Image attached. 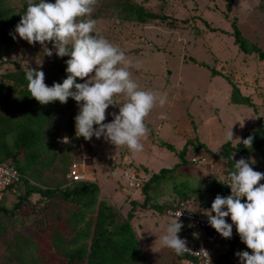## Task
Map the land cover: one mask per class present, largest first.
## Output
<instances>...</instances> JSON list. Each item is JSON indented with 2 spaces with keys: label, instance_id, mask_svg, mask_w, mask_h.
Segmentation results:
<instances>
[{
  "label": "trees",
  "instance_id": "1",
  "mask_svg": "<svg viewBox=\"0 0 264 264\" xmlns=\"http://www.w3.org/2000/svg\"><path fill=\"white\" fill-rule=\"evenodd\" d=\"M101 1L98 0V3ZM35 2L38 3L39 0ZM46 2L55 3V0H46ZM103 2V6L92 14L93 17L110 13L109 15L120 21L140 24L168 22L174 25L176 21L173 16L163 11H154L143 3L133 0ZM260 3L263 4L264 0H260ZM232 5L233 0H226V10L222 11L231 23L232 30H228V34L233 37L239 51L256 52L260 58H264L263 49L241 31L238 18L230 16ZM27 6L28 0H0V103H2L0 163L14 164L20 174L18 187L14 190L11 185L8 186L0 198V264H46L38 256L36 244L39 240L35 239L37 236L40 237L38 232L42 231L44 226L38 224L30 226L21 218L20 210L27 206L26 209L31 207L30 212L39 207L36 216L38 215L37 217L47 224L53 248L59 256L67 259L66 264H151L147 256L148 251L137 234L134 223L137 215L141 211L151 209L159 215L166 214L174 219L169 211L181 207L186 200H188L185 204L186 209L199 212L192 209L188 198L201 199L207 196L215 199L217 194L227 196L230 195L228 186L219 179V176L183 177L178 174V169L188 163L191 152L189 145L192 144L190 142H186L180 151H176L172 144H164L176 151L180 158L179 163L149 173L142 186L136 189L139 193L135 194L136 196L128 194L124 200L130 204L127 210H124L125 203L112 200L106 195L101 197L98 182L70 181L67 176L73 160L81 151L89 148L90 142L82 136H75L74 117L79 112V106L71 97L68 98L67 103L57 100L47 105L40 104L30 96L28 81L25 78L29 68H39L45 73L46 85L52 86L54 82L62 83L68 75L65 70L66 61L70 57H59L56 52L51 56L44 53L42 66L30 65L26 68L5 70L6 62L8 64L18 62L17 58H11L13 51L19 47L29 46V43L15 32V26L26 12ZM184 21L188 22L187 19ZM202 21L209 26L206 19L202 18ZM209 28L213 31L221 30L217 27L209 26ZM49 45L52 46L51 43ZM136 50L140 51V49ZM189 58L190 61L199 63L195 57ZM201 63L199 64L209 66L204 61ZM212 74L223 75L230 82L233 102L255 106L251 98L243 94L239 86L223 72L213 69ZM77 82L83 81L77 78ZM6 101L7 104L3 105ZM117 102L119 103L118 97ZM64 136L70 138L69 143L61 142ZM249 136L253 137L251 149L242 143ZM202 147V145H193L195 152ZM209 148L205 146L209 157L198 155L200 165L209 166L220 161L224 165L225 172H232L236 160L245 158L250 162L252 157H256L257 160L263 159V162H259L261 166H258L263 169L264 116L259 117L256 128L247 131L240 141L236 143L224 141L219 150ZM167 184H171L177 197L175 203L159 202V197ZM122 185L120 182V186ZM245 201L246 197L243 202ZM61 225L66 226V230L62 231L65 235L60 236ZM156 241L155 244L149 245L150 248H155L158 244ZM241 244L243 242L238 237L231 248L235 249ZM216 252L218 256L213 259V264L231 263L228 252L216 250L214 255Z\"/></svg>",
  "mask_w": 264,
  "mask_h": 264
},
{
  "label": "rangeland",
  "instance_id": "2",
  "mask_svg": "<svg viewBox=\"0 0 264 264\" xmlns=\"http://www.w3.org/2000/svg\"><path fill=\"white\" fill-rule=\"evenodd\" d=\"M103 1L96 4L91 16L88 17L96 21L97 33L125 50L127 58L133 64V67L129 69L132 79L140 89L154 91L158 96L169 98L171 94L174 97L173 101L167 99L163 105L157 102L146 118L145 122L150 131L142 141L144 144L142 152H145V158H147L149 140L171 142L176 149H181L186 141L195 146L202 145V149L196 152L197 155L209 157L205 146L210 147V150H219L221 144L226 141L227 133L231 128L233 143L241 140L245 131L256 128L259 117L264 116V58H260L256 52L245 53L238 50L233 37L228 34V30H232L231 23L222 13L226 10V0H133L143 3L154 11H163L173 16L172 18L176 20L174 25H170L168 22L140 24L120 21L109 15L110 13H104L97 18L93 17L92 14L97 11V8L103 6ZM232 8L230 16L238 18L243 34L264 51V3L261 4L260 0H233ZM202 18L208 21L209 26L221 30H210ZM184 19H187L188 22H185ZM47 47L52 48L49 43ZM136 49H140V51ZM54 52L56 51L53 48L52 53ZM44 53L43 47L38 42L34 45L29 44L26 48L19 47L13 51L11 57L17 58L18 62L13 64L6 62L5 70L11 71L30 65L42 66L44 64L42 54ZM190 56L195 57L200 64L204 61L209 66L190 61ZM213 69L223 72L226 77L236 83L242 93L251 98L255 106L249 108L244 103L243 105L235 104L231 100L232 85L223 75H213ZM188 93L192 94V97ZM121 97L124 100L127 99L125 96ZM7 102H3V105H6ZM1 104L0 107H2ZM242 107L246 111H243ZM236 110L239 112H235ZM161 114L166 115L167 118L161 119ZM250 118L253 120L252 123L249 122ZM111 121L112 119H107L105 123ZM243 123L248 125L244 126L246 129L242 130ZM171 125H173V130ZM94 127L97 126L94 125ZM89 141L91 149L85 148L73 161L80 162L79 166L86 175L83 166H85L84 162L87 164L91 160L89 156L92 155V148L100 158L108 156L107 160L110 163L107 162L106 167L107 165L112 167V174L117 179L116 183L112 181L110 183L114 186L116 193L121 192L122 195L118 197V200L125 203L124 210H127L130 204L124 200L128 194L136 196L135 194L139 193V190L132 189L130 186L127 173H132L131 169L137 170L140 174L138 177L142 178V182L147 177L143 174L142 168H133L136 165L133 163L137 162L135 153L126 146L116 147L103 137L97 139L93 136ZM120 151H125V153L121 154ZM193 155L194 152H190L188 163L178 169L179 175L183 177L202 175L207 178L220 176L224 169V165L220 161L209 166L200 165L190 161ZM129 156L134 158V162L128 158ZM154 156L157 157L158 153L155 152ZM170 156L174 155L170 153ZM255 158L252 157L249 162L252 168L261 166L259 162H263V159ZM98 160L95 161V164L99 166L100 159ZM103 165L105 164L103 163ZM91 170L92 167L87 173ZM259 171L264 173V167ZM85 180L98 182L101 197L104 196L103 190L106 187L102 186L97 176L87 174ZM120 182H122V186H120ZM105 191L112 190L106 188ZM9 197L13 198L11 195ZM188 199L192 209L199 212H208L214 201L207 196L201 199L195 197ZM169 201L177 202L171 184H167L163 188V194L159 197L160 203ZM187 202L188 200L185 201V204ZM27 207L20 210L21 218L30 226L33 224L44 226L42 231L38 232L40 237L35 238L39 240L36 244L39 258L46 264H66L67 259L59 256L53 248L47 224L43 219L38 218V215L36 216L39 207L31 212V207L26 209ZM172 219L166 214L159 215L151 209L141 211L134 219L138 237L141 238V242L148 251L147 256L151 264L173 263L171 261L173 250L164 247L161 239ZM65 227L63 225L59 227L61 229L60 236L65 235L62 232L66 230ZM183 230L182 227L178 233L179 237ZM155 240L158 241V244L155 248H150L149 245L155 244ZM217 256L218 252L213 259Z\"/></svg>",
  "mask_w": 264,
  "mask_h": 264
},
{
  "label": "clouds",
  "instance_id": "3",
  "mask_svg": "<svg viewBox=\"0 0 264 264\" xmlns=\"http://www.w3.org/2000/svg\"><path fill=\"white\" fill-rule=\"evenodd\" d=\"M97 3L98 0H55V3L28 0L26 12L15 26V32L29 44L38 42L48 56L52 55L54 48L57 56L70 57L66 61L67 77L52 86L46 85L42 70L29 68L25 73L28 91L42 105L57 100L67 103L69 97L74 99L79 106L74 117L76 137L82 136L85 140H91L93 136L97 139L103 137L116 147L126 146L133 153L141 152L144 148L142 141L150 131L146 118L157 102L163 105L168 97L140 89L132 79L129 69L133 64L125 50L97 33L96 21L88 18ZM48 43L52 48L47 47ZM77 78L83 82L78 83ZM119 96L127 97L126 101L118 103ZM110 105H119V113L113 114L111 122L104 123ZM160 118L167 117L161 114ZM232 139L231 128L226 142ZM61 142L67 144L70 138L64 136ZM242 143L251 149L253 137L249 136ZM195 155L198 156L194 150ZM259 170L258 167L252 168L245 158L236 160L227 184L231 194H217L207 212L210 226L222 237L231 238L234 224L238 237L252 250L251 254L237 252L236 248L225 250L230 254V264H238L233 260L235 255L240 264H264V173ZM180 215L168 223L161 238L162 245L173 250L172 262L177 255L190 251L187 241L182 238H193L189 228L179 221ZM229 216L231 224L225 219ZM182 227L185 233L179 237Z\"/></svg>",
  "mask_w": 264,
  "mask_h": 264
},
{
  "label": "built area",
  "instance_id": "4",
  "mask_svg": "<svg viewBox=\"0 0 264 264\" xmlns=\"http://www.w3.org/2000/svg\"><path fill=\"white\" fill-rule=\"evenodd\" d=\"M192 161L195 163L199 162L198 156H193ZM200 163V162H199ZM80 162H73L70 171L69 179L71 181H78L85 178L82 169L79 166ZM132 173H127L129 179V184L132 188L137 189L142 186V178H139V172L135 169ZM230 173L231 172H221L219 178L227 185L230 183ZM20 181V174L14 164L9 162L0 163V198L3 195V191L12 186L15 188L18 187V182ZM259 183L262 184V181ZM229 191L231 194L230 186ZM243 199V198H242ZM182 206L176 210H170L169 214L174 217L180 215L179 221L182 224H186L189 228L193 238H182L187 241V247L190 251L185 252L182 255H177V259L174 264H213V255L216 250L225 251L231 249V246L238 239V232L236 231V226L233 224V233L231 238H224L219 234L213 227L210 226L208 221L207 213L195 212L185 208V203L181 204ZM228 223H232L230 216L225 218ZM236 251H248L250 254L251 249H248L246 244L238 245ZM233 260L240 264L239 257L235 255Z\"/></svg>",
  "mask_w": 264,
  "mask_h": 264
},
{
  "label": "crops",
  "instance_id": "5",
  "mask_svg": "<svg viewBox=\"0 0 264 264\" xmlns=\"http://www.w3.org/2000/svg\"><path fill=\"white\" fill-rule=\"evenodd\" d=\"M185 60H186V58H185ZM188 95L191 96L192 94H189L188 93ZM173 98L174 97L170 94L168 100L173 101ZM122 100H124V98H122L121 96H119L118 97L119 103H121ZM124 101H126V99ZM240 105H243V104H240ZM247 107L250 108L252 106L247 104ZM242 109H244L243 111H246L244 107H242ZM237 111L238 110H236L235 112H237ZM118 113H119V105H110L109 108L106 110V120L104 121V123L107 122V119H112L113 120L114 119V115L113 114H118ZM248 115H249V113H248ZM249 122H251V123L253 122L252 118H250V121ZM257 122H259V120ZM257 122H255V123H257ZM230 125L233 126V124H230ZM247 125H248L247 123L245 125L243 123V125H241L242 130L243 129H246V128H244V126L246 127ZM170 127L173 130V125H171ZM245 132H247V131H245ZM155 143H156V146H155ZM166 143H168V142H166ZM164 144H165V142L158 141L157 139H153V141L152 140H149V142L147 143V152H148L147 153V156H146L147 158L144 157V153L145 152H142V151L135 153V156L137 158V162H134V158H132V156L131 157L129 156L128 158L132 159L131 161L134 162L133 164H136L135 166L138 169L139 168H142L143 171H144L143 174H146V176L148 177L151 173L158 172L161 168L166 167V166H168L169 168L170 167H173L177 163H179V161H180V158L177 155L176 151H180L181 149H179V148L176 149V147L172 144L175 147L176 151H174V150L171 151V149L169 147H165ZM168 144H171V142L168 143ZM183 146H182V148H183ZM90 149L91 148H89V150ZM189 149L191 150V152H194L193 151V145L192 144L189 145ZM155 152L158 153V156L157 157L154 156L155 155ZM119 153L124 154L125 151H123V152L120 151ZM170 153H172L174 156L173 157L170 156ZM89 157L91 158V160H89L87 164H86V162H84V165L86 166V168H85V166H83L84 167V170H86V175L88 174V175L91 176V174H92L95 177L97 176L98 180L101 181L102 186L108 188L109 190L110 189L112 190V191L108 192V191H105V189H106L105 188L103 190L104 196L106 195L107 197H109L112 200L119 201L118 200V197L121 196L122 194H121V192L116 193V190H115L114 186H112V184L110 183V181H112L113 183H116V180L117 179L114 178V176L112 174L113 173L112 167L110 165H107V167H106L107 162H109V160H107L108 156H106V157L101 156L102 158H100L98 156V154H96L93 151V148H92V155L89 156ZM98 159H100V162H99L100 165L99 166L95 164V161H97ZM103 163L105 165H103ZM135 166L133 168H136ZM91 167H92V170L89 173H87L89 171V168H91ZM108 167H109V169H108ZM99 187H100V185H99ZM132 189H134V188H132ZM184 233L185 232L183 230V232L181 234H184ZM174 257L175 256L173 255L172 260H173ZM175 260L176 259H174V262H175Z\"/></svg>",
  "mask_w": 264,
  "mask_h": 264
}]
</instances>
